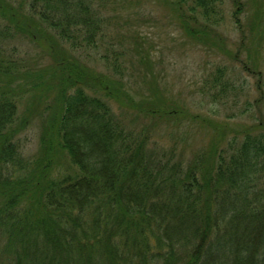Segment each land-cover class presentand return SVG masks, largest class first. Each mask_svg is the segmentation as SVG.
Returning a JSON list of instances; mask_svg holds the SVG:
<instances>
[{
	"label": "trees",
	"instance_id": "16d2710c",
	"mask_svg": "<svg viewBox=\"0 0 264 264\" xmlns=\"http://www.w3.org/2000/svg\"><path fill=\"white\" fill-rule=\"evenodd\" d=\"M231 1L243 30L244 3ZM248 3L234 60L248 53L263 101L264 0ZM171 10L189 40L225 51L217 0ZM95 14L89 0H0V264H264V119L234 133L161 93H132L66 46L95 37ZM25 41L41 52L21 56ZM224 74L206 80L214 100L230 88ZM170 123L211 131L206 148L187 159L160 142Z\"/></svg>",
	"mask_w": 264,
	"mask_h": 264
},
{
	"label": "rangeland",
	"instance_id": "374dc122",
	"mask_svg": "<svg viewBox=\"0 0 264 264\" xmlns=\"http://www.w3.org/2000/svg\"><path fill=\"white\" fill-rule=\"evenodd\" d=\"M173 1L176 0H89L97 16V33L90 41L82 35L72 37L66 46L92 68L126 82L137 96L150 97L153 91L161 93L186 104L201 119L222 120L234 133L264 119V100L257 101V75L244 71L240 62L247 60L248 53L240 51L239 60H234L240 44L246 43L247 35H250L249 27L245 25L251 9L249 0H241L244 3L243 30L234 21L232 1L217 0L221 14L219 29L226 40L225 51L212 50L189 40L171 10ZM192 3L193 0H185L187 6ZM38 51L41 52L40 48L27 41L20 46L23 57H34ZM140 51L147 54L148 62L141 61ZM263 65L264 60L260 64L264 70ZM218 69L231 82L226 93H219L214 100L210 95L215 87L210 88L212 83L209 85L208 78ZM112 106L120 112L118 104ZM125 116L131 120V115ZM161 127L155 129V138L160 142L163 140L168 147L178 143V148H185L187 159L206 148L211 132L198 123L187 128L174 123ZM38 138L39 129L34 126L22 135L26 154L36 151Z\"/></svg>",
	"mask_w": 264,
	"mask_h": 264
}]
</instances>
